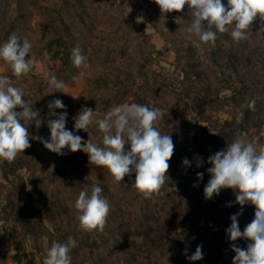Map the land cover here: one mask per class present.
Segmentation results:
<instances>
[{"label":"rangeland","instance_id":"obj_1","mask_svg":"<svg viewBox=\"0 0 264 264\" xmlns=\"http://www.w3.org/2000/svg\"><path fill=\"white\" fill-rule=\"evenodd\" d=\"M187 12L186 5L162 15L154 0H0V45L12 33L28 39L26 58L33 64L17 78L0 59V77L21 89L22 99L40 110L44 121L39 129L28 126L30 148L11 163L0 160V264H43L51 244L69 237L76 240L72 264H205L187 259L198 245L204 255L212 251L214 264H232L231 244L247 247L249 241H230L226 229L230 216L242 212L243 231L254 206L241 208L231 189L206 200L203 189L210 179L209 156L241 133L257 151L264 146V32L257 19L239 43L223 33L214 45L204 44L186 31ZM74 47L88 69L73 65ZM51 75L64 82V93L49 86ZM54 99L65 109L50 110ZM252 100L254 109L248 107ZM124 103L159 108L163 115L156 127L175 144L170 181L148 201L132 188L134 175L114 182L86 153L65 148L58 155L36 138L50 140L47 121L66 111V130L102 146L98 127L77 131L73 117L88 107L100 119ZM93 185L109 189L102 195L111 211L102 232L88 233L78 229L74 204L79 192L90 194ZM181 231L178 247L175 233ZM198 234L200 242L194 240Z\"/></svg>","mask_w":264,"mask_h":264},{"label":"clouds","instance_id":"obj_2","mask_svg":"<svg viewBox=\"0 0 264 264\" xmlns=\"http://www.w3.org/2000/svg\"><path fill=\"white\" fill-rule=\"evenodd\" d=\"M154 2L162 15L179 13L187 5V16L191 17V23L186 31L204 44L214 45L218 34L223 33H230L233 41L239 43L246 39L248 30L257 19L260 22L259 31L264 32V0H227V6L222 0ZM31 47L28 39L21 41L15 33L0 45V59L10 66L17 78L32 70V62L26 58L29 57ZM71 60L76 68L86 70L89 67L79 47L71 49ZM48 83L50 87L63 92L65 84L55 75L50 76ZM23 97L21 89L9 84L7 77H0V160L9 163L31 147L32 136L28 126L34 123L39 129L44 123L40 110ZM254 106L255 100H252L248 107L254 109ZM47 107L52 110L65 109L66 106L62 100L54 99ZM17 108L21 111H16ZM51 115L57 114L51 112ZM162 115L159 108L124 103L107 111L103 118L95 119L92 108L82 107L73 117L75 130L88 133L90 127L97 126L103 134L102 146L90 139L83 141L81 136L66 130V111L56 119L47 121L50 140L36 138L46 149L58 155H64L65 148L72 153H86L89 163L106 168L114 182L125 181L126 177L134 175L132 188L142 198L150 199L159 194L165 183L170 181L169 162L175 149L171 135L161 134L156 127ZM126 145L129 146L127 150ZM195 162L197 167H201L203 159L197 156ZM182 163L185 167L191 166L187 158H183ZM207 163L211 166L207 169L210 179L203 189L206 200L218 196L222 189H231L235 203L241 208L246 204L255 208L254 218L243 231L238 222L242 212L230 216L231 224L226 229L230 241H249L246 248L231 244V250L235 253L232 264H264V146L257 151L255 144L247 139L246 133H241L225 149L209 156ZM197 177L202 180L203 173H197ZM193 187H198V184ZM102 193L103 189L99 185H93L90 194L87 190L79 192L74 204L79 230L88 233L104 230L111 205ZM228 206H232V202ZM75 246L76 240L73 237H69L67 243L53 242L43 264H72L70 250ZM203 257L202 245H198L187 259L199 261Z\"/></svg>","mask_w":264,"mask_h":264},{"label":"trees","instance_id":"obj_3","mask_svg":"<svg viewBox=\"0 0 264 264\" xmlns=\"http://www.w3.org/2000/svg\"><path fill=\"white\" fill-rule=\"evenodd\" d=\"M199 74V73H198ZM231 98V97H230ZM256 123H258V122H256ZM262 124H264V120L261 122ZM259 124V123H258ZM81 156V158H82V160L83 159H85L86 157V155H80ZM101 167H98V169H100ZM102 189H103V193L104 194H106V193H109V189L108 188H106V186H102ZM89 190H91V189H89ZM139 197H141L140 195H138ZM145 199L143 198V201H144ZM147 201H148V199H147ZM177 232V231H176ZM179 233V232H178ZM178 233H175L176 234V244H177V246L178 247H182V245H183V238H182V236H183V231H181L180 233H182V235L180 236V233L178 234ZM198 236V237H197ZM200 238H201V235H196V238L194 239V240H196L197 242H200ZM190 239V236L188 235V234H186V236L184 237V240H189ZM208 252L204 255V258H203V261L202 262H204L205 264H214L215 263V260L213 259V254H212V251H210V250H207Z\"/></svg>","mask_w":264,"mask_h":264}]
</instances>
